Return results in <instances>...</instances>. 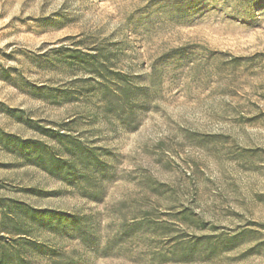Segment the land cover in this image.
<instances>
[{
	"label": "rangeland",
	"instance_id": "374dc122",
	"mask_svg": "<svg viewBox=\"0 0 264 264\" xmlns=\"http://www.w3.org/2000/svg\"><path fill=\"white\" fill-rule=\"evenodd\" d=\"M0 203L33 264H264V0H0Z\"/></svg>",
	"mask_w": 264,
	"mask_h": 264
},
{
	"label": "trees",
	"instance_id": "16d2710c",
	"mask_svg": "<svg viewBox=\"0 0 264 264\" xmlns=\"http://www.w3.org/2000/svg\"><path fill=\"white\" fill-rule=\"evenodd\" d=\"M101 64L97 56H93L92 60L88 61V65L91 66H98ZM59 136L62 138L66 137L63 134H59ZM15 140H17L20 150L24 155L32 158L37 164L41 165L51 174L60 176L70 182H74L80 177L78 164L76 163L79 159H85L86 161L92 159L95 162L98 161L91 150L85 148L76 140L71 141L72 147H66V150L70 151L72 154L79 155V157L76 158V161L61 157L59 154L47 148L46 146H42L39 142L25 141L21 140L20 138H15ZM30 144L35 145V147L30 148ZM19 206L25 216L30 219V223L35 224L36 226L46 227L53 232L71 231L74 227H76L78 231H81L82 229L81 223L74 215L48 209H34L29 206H24L23 204H20ZM0 208H2L1 210L7 209L0 214V264H33V259H31L29 252L26 251L28 250V247L34 248L35 251L41 252L42 254H47L50 257L58 256L53 248L28 238H22L21 243H18L17 240L14 239L11 240L12 242L5 240V238L1 236V228H7L6 223L9 221L14 222V229H11L9 233L15 234L13 232L15 230V232H19V234H23V232L24 234H27L29 229H27L23 219L20 218L17 220L16 217L13 216L16 214L11 213L10 206L0 205Z\"/></svg>",
	"mask_w": 264,
	"mask_h": 264
}]
</instances>
